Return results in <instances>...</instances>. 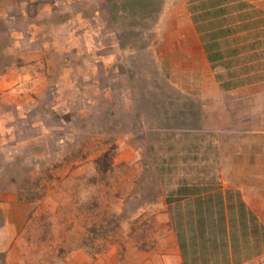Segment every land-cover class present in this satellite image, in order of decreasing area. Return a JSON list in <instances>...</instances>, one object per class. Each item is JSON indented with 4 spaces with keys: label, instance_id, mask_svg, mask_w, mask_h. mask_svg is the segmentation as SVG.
Segmentation results:
<instances>
[{
    "label": "rangeland",
    "instance_id": "374dc122",
    "mask_svg": "<svg viewBox=\"0 0 264 264\" xmlns=\"http://www.w3.org/2000/svg\"><path fill=\"white\" fill-rule=\"evenodd\" d=\"M256 3L264 10L261 0H0V126L10 125L0 131V264L163 262L182 213L172 219L166 200L200 180L207 153L163 158L169 149L131 134L121 104L146 77L133 59L109 72L105 48L130 44L143 57L166 33L202 26L240 48L242 27L263 25ZM22 122L28 132L15 133Z\"/></svg>",
    "mask_w": 264,
    "mask_h": 264
},
{
    "label": "crops",
    "instance_id": "0c3cea01",
    "mask_svg": "<svg viewBox=\"0 0 264 264\" xmlns=\"http://www.w3.org/2000/svg\"><path fill=\"white\" fill-rule=\"evenodd\" d=\"M253 9L260 14L251 20L263 25L242 27L246 36L240 48L237 38L227 47L224 40L229 38L219 39L223 30L206 26L174 29L165 34L173 35L170 42H153L154 51L147 49L143 57L137 49L131 53L130 44L105 48L101 64L111 65L109 72L117 61L133 59L140 60L146 77L131 82L133 88L129 85L123 99L128 106L121 104L131 134L169 149V157L163 158H178V153L188 158V150L195 163L200 160L197 152L207 153L202 174L195 177L200 180L179 184L166 200L172 219L174 209L182 213L170 224L168 254L159 264H256L264 258V101L258 103L264 98V10L258 3ZM221 46L225 54L218 50ZM117 92L124 94L122 89ZM242 115L249 121L243 122ZM8 128L2 125L0 131ZM28 129L22 122L14 132L25 134ZM138 256V264H158Z\"/></svg>",
    "mask_w": 264,
    "mask_h": 264
},
{
    "label": "trees",
    "instance_id": "16d2710c",
    "mask_svg": "<svg viewBox=\"0 0 264 264\" xmlns=\"http://www.w3.org/2000/svg\"><path fill=\"white\" fill-rule=\"evenodd\" d=\"M4 42V41H3ZM7 42H4V44H6ZM11 44V42L9 41L8 43H7V45H10ZM6 45V47H8ZM3 47H5V46H3ZM5 62H7V60H5ZM22 192V194H20V196H19V198L22 200V199H25V200H29L31 197H32V191H30V190H27V189H24L23 191H21Z\"/></svg>",
    "mask_w": 264,
    "mask_h": 264
},
{
    "label": "built area",
    "instance_id": "2783aa9c",
    "mask_svg": "<svg viewBox=\"0 0 264 264\" xmlns=\"http://www.w3.org/2000/svg\"><path fill=\"white\" fill-rule=\"evenodd\" d=\"M255 263L256 264H264V258L256 260Z\"/></svg>",
    "mask_w": 264,
    "mask_h": 264
}]
</instances>
